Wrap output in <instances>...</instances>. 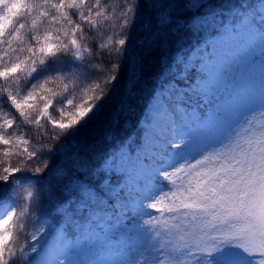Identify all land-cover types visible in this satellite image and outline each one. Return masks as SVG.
<instances>
[{"label":"rangeland","instance_id":"1","mask_svg":"<svg viewBox=\"0 0 264 264\" xmlns=\"http://www.w3.org/2000/svg\"><path fill=\"white\" fill-rule=\"evenodd\" d=\"M158 1L169 13L187 2L205 10L192 23L191 43L175 55L182 75L194 68L195 78L182 86L175 79L166 82L141 119V142L133 149L122 145L103 163L106 171L122 175L111 190L113 202L84 183L59 208L74 227L37 233L30 176L36 173L17 172L21 177L0 197V264H22L31 244L25 264H264V0ZM100 2L76 0L64 11L60 0H0V50L9 62L21 58L22 45L42 39L54 26L62 35L54 49L65 64L73 63L72 55L84 46L78 19L94 16ZM157 3L148 0L152 8ZM128 14L133 21L141 17L134 10ZM146 31L136 44L150 37ZM45 66L14 83L15 95L26 97L27 85L47 77ZM75 73L70 75L79 76L75 83L81 85L85 73L82 78L81 70ZM110 92L116 93L111 87ZM102 98L80 107L76 116L66 111L56 120V103L71 110L75 101L66 90L36 114L73 133L74 143L85 137L77 126L87 116L100 112L101 130L118 117L122 107L110 114ZM112 125L106 134L116 128L115 120ZM29 232L31 241L24 239ZM97 239L98 245L91 244Z\"/></svg>","mask_w":264,"mask_h":264},{"label":"trees","instance_id":"2","mask_svg":"<svg viewBox=\"0 0 264 264\" xmlns=\"http://www.w3.org/2000/svg\"><path fill=\"white\" fill-rule=\"evenodd\" d=\"M75 1L60 0V7L64 11L72 10L70 8ZM154 2H158L155 8L148 4V0H101L94 16L87 13L86 18L79 20L73 15L78 19L76 31L84 46L82 52L72 55L74 61L70 64H65L63 53L54 49L57 39L62 37L54 26L42 39L29 41L26 47L22 45L26 55L22 53L21 58L15 57L9 62L0 50V195L11 175L17 172H34L42 178L35 179L32 188L33 209L37 213L36 219L40 220V224L34 226L39 230L37 233H49L61 226L63 219L58 207L77 194L80 184L87 183L102 191L112 186L110 181L106 187L102 183L111 176L115 178L118 173L96 168L131 135V143L140 140L139 120L159 87V76L172 63L180 46L189 42L187 38L193 34L191 22L204 12L203 7L195 9L187 2L169 13L166 5L162 8L158 0ZM128 5L131 7L129 10L140 14L139 20L129 18V10L124 11ZM145 31L150 37L136 44L137 38ZM3 34L4 31L0 30V36ZM63 42L68 46V41ZM80 62L83 66L86 64V68L79 69ZM55 64L57 66L53 67ZM44 65L50 69L48 76L27 85L26 97L16 96L12 85L24 76L33 75ZM79 70L81 78L85 73L81 85L75 83L81 80L79 76L70 75ZM127 85L129 95L118 113L116 128L112 136L104 140L96 141L113 126L115 119L108 120V125L103 124L101 130L96 126L100 112L95 117L89 115L82 120L77 132L85 137L74 139V143L73 133L65 134L36 114L48 99L66 90L73 94L75 101H71V110L68 107L60 109L57 102L53 107L56 120L66 111L70 116H76L80 107L95 103L97 99L99 102L101 95L102 104L106 98L111 114L115 109L117 111ZM110 87L116 91L115 94L110 92ZM68 103L67 98L61 106ZM7 114L10 119H7ZM57 168L60 170L52 172ZM31 237L29 232L24 239L31 241ZM32 252L33 244L24 256L21 255L22 264L28 261ZM137 256L136 251L132 252V257L136 259Z\"/></svg>","mask_w":264,"mask_h":264},{"label":"water","instance_id":"3","mask_svg":"<svg viewBox=\"0 0 264 264\" xmlns=\"http://www.w3.org/2000/svg\"><path fill=\"white\" fill-rule=\"evenodd\" d=\"M18 177H21L20 175H18Z\"/></svg>","mask_w":264,"mask_h":264}]
</instances>
